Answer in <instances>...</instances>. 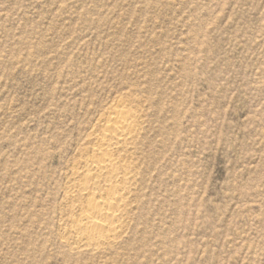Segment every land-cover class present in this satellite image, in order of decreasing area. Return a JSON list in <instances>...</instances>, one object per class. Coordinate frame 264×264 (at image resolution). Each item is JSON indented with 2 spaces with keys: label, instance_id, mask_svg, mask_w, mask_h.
Segmentation results:
<instances>
[{
  "label": "rangeland",
  "instance_id": "rangeland-1",
  "mask_svg": "<svg viewBox=\"0 0 264 264\" xmlns=\"http://www.w3.org/2000/svg\"><path fill=\"white\" fill-rule=\"evenodd\" d=\"M110 109L136 125L92 247ZM0 264H264V0H0Z\"/></svg>",
  "mask_w": 264,
  "mask_h": 264
},
{
  "label": "bare ground",
  "instance_id": "bare-ground-1",
  "mask_svg": "<svg viewBox=\"0 0 264 264\" xmlns=\"http://www.w3.org/2000/svg\"><path fill=\"white\" fill-rule=\"evenodd\" d=\"M135 125L133 114L112 109L109 110L107 117L102 123V131L104 133L102 134L103 136L100 137L99 147H95L98 157L96 158V155L93 154L95 155V158H92L94 160L88 165V169L86 168V170H94L101 174L104 173L105 178L103 179L109 188V192L106 197L100 196L101 198L99 197L98 200L89 198L86 208L82 211L80 218L77 219L71 227V232L78 236L77 242L79 244L85 243L86 246L97 247L106 243L108 240L110 241V239L113 240L115 237V225L121 218L119 219V214H115L116 212L114 211L118 209L124 198L122 199L123 194L121 188H117V185L115 186V184L113 185L111 183L112 179L110 174L116 172L118 165H120L118 164V157L113 154V150L123 145V143L127 142V140L132 137L135 131ZM87 171H85V173L83 172V175L80 176L82 177L83 185H81L82 187L77 191L76 194L78 195L83 193L86 194L89 185H92L93 187H100L101 184L104 185L103 182L101 183L100 179H97L93 174ZM115 174L117 173H114L113 175ZM128 174L129 172L127 171L124 173V176Z\"/></svg>",
  "mask_w": 264,
  "mask_h": 264
}]
</instances>
